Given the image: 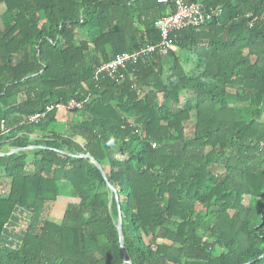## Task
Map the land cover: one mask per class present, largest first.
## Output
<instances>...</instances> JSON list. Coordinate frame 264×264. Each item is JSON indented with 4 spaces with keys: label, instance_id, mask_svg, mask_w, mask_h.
<instances>
[{
    "label": "trees",
    "instance_id": "trees-1",
    "mask_svg": "<svg viewBox=\"0 0 264 264\" xmlns=\"http://www.w3.org/2000/svg\"><path fill=\"white\" fill-rule=\"evenodd\" d=\"M188 1L223 14L120 79L96 70L158 43L165 4L0 0V264H125L118 207L132 264H264V0ZM18 210L33 221L5 244Z\"/></svg>",
    "mask_w": 264,
    "mask_h": 264
},
{
    "label": "built area",
    "instance_id": "built-area-1",
    "mask_svg": "<svg viewBox=\"0 0 264 264\" xmlns=\"http://www.w3.org/2000/svg\"><path fill=\"white\" fill-rule=\"evenodd\" d=\"M158 3L165 4L169 10L155 21V28L160 32L161 40L156 44H150L139 47L134 52H125L116 55L110 61L102 64L96 70V76H107L111 78H123V71L131 62H136L142 57L149 55H160L167 57L174 49L172 35L187 28H198L214 19L222 16L223 11L220 8H207L201 3L191 2L188 0H157ZM251 18L249 25L252 26L256 17L248 15ZM84 102L77 99H70L67 102H58L48 104L44 110L30 116L29 121L38 123L56 109H67L69 111H79L83 109ZM7 130L1 124L0 136Z\"/></svg>",
    "mask_w": 264,
    "mask_h": 264
},
{
    "label": "crops",
    "instance_id": "crops-1",
    "mask_svg": "<svg viewBox=\"0 0 264 264\" xmlns=\"http://www.w3.org/2000/svg\"><path fill=\"white\" fill-rule=\"evenodd\" d=\"M2 14V13H1ZM1 14H0V20H1ZM1 26V25H0ZM96 25H91L92 28V35L95 36L98 33V29L95 27ZM177 55H182L183 57L189 56L190 54L185 53L183 51H179V49H174ZM192 59L188 64L184 65V68L186 70H192L197 64L196 58L190 56ZM189 58H185V60H189ZM7 146H4L2 148L1 154H6L7 152L5 149ZM6 187L0 185V191L2 194H5ZM33 221L31 214H26V213H21L20 210L16 211L14 213V216L12 219L9 221V223L6 225V231L4 233V242L5 244L17 246V243L20 242V236L24 232V230L27 228V226Z\"/></svg>",
    "mask_w": 264,
    "mask_h": 264
},
{
    "label": "water",
    "instance_id": "water-1",
    "mask_svg": "<svg viewBox=\"0 0 264 264\" xmlns=\"http://www.w3.org/2000/svg\"><path fill=\"white\" fill-rule=\"evenodd\" d=\"M19 149H15V150H12L10 153L8 154H11V153H15V152H18ZM1 155H4V154H1ZM82 157H85V158H88L91 162L95 163L98 167V169L101 171L103 177L105 178L107 184H108V187L110 188V190L112 191V193L114 194L116 200H118V194H117V190L115 189V187L107 180V177H106V174L102 168V166L97 163L94 159L93 156H91L90 154H84L82 155ZM119 208V221H118V236H119V240H120V247H121V250H122V253H123V261L125 264H132L130 260L127 259L126 257V252H125V249H124V243H123V234H122V217H121V212H120V207Z\"/></svg>",
    "mask_w": 264,
    "mask_h": 264
},
{
    "label": "rangeland",
    "instance_id": "rangeland-1",
    "mask_svg": "<svg viewBox=\"0 0 264 264\" xmlns=\"http://www.w3.org/2000/svg\"><path fill=\"white\" fill-rule=\"evenodd\" d=\"M2 11H3V8L1 7L0 8V14L2 13ZM0 25H1V20H0ZM193 117H194V115H193ZM193 120H194V118H193ZM191 131H192V124L190 123L187 126V132H186L187 136H191L192 135ZM213 171L215 172V174H218V175H221L224 172L223 167L220 166V165L215 166Z\"/></svg>",
    "mask_w": 264,
    "mask_h": 264
},
{
    "label": "clouds",
    "instance_id": "clouds-1",
    "mask_svg": "<svg viewBox=\"0 0 264 264\" xmlns=\"http://www.w3.org/2000/svg\"><path fill=\"white\" fill-rule=\"evenodd\" d=\"M158 2V1H157ZM192 2V1H191ZM196 3H199V2H196Z\"/></svg>",
    "mask_w": 264,
    "mask_h": 264
}]
</instances>
